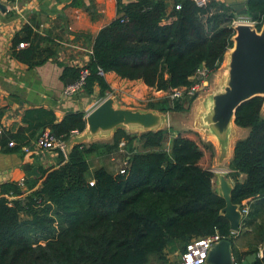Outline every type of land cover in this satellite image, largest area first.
Wrapping results in <instances>:
<instances>
[{"label":"trees","instance_id":"obj_1","mask_svg":"<svg viewBox=\"0 0 264 264\" xmlns=\"http://www.w3.org/2000/svg\"><path fill=\"white\" fill-rule=\"evenodd\" d=\"M115 2L116 16L96 32L88 61L80 66L87 75L77 94L103 99L110 90L106 73L155 91L188 88L196 81V69L215 71L232 45L235 16L215 0L204 6L171 0L170 9L167 0ZM244 9L259 30L264 0H245ZM21 32L11 39L12 57L28 67L42 64L48 56L29 42L26 26ZM18 42L27 46L17 49ZM78 69L64 65L61 78L74 79ZM194 97L185 94L148 106L181 112ZM262 103L263 97L254 96L234 110L233 122L245 135L234 142L228 162L230 201L240 211L246 209L240 227L251 226L259 242L264 234ZM21 121L23 127L0 133L1 151H20L45 128L67 140L85 126L83 111L65 112L56 121L53 111L42 107L26 109ZM120 142L129 151L123 171L99 166L89 183L86 155L98 149L110 152ZM56 151L57 165L39 167V176L27 180V191L12 182L0 184V264H148L150 255L164 262V249L181 252L197 237L216 232L233 239L239 233L229 230L220 213L224 200L213 191L212 146L193 130L127 133L118 128L110 143H75L65 155ZM249 252L257 253V247L242 256ZM234 264H240L238 257ZM249 264H264V257L256 256Z\"/></svg>","mask_w":264,"mask_h":264},{"label":"crops","instance_id":"obj_2","mask_svg":"<svg viewBox=\"0 0 264 264\" xmlns=\"http://www.w3.org/2000/svg\"><path fill=\"white\" fill-rule=\"evenodd\" d=\"M122 1L126 2L129 0ZM215 1L228 6L234 16L237 15L230 5L243 3L237 9L245 8V0ZM167 2L169 4L168 9H170L171 0H167ZM0 3L3 5V9L0 10V133L2 131L14 132L18 127H23L24 123L21 121V116L26 109L38 107L51 109L57 121L65 112L80 110L85 115L102 100L86 94L63 96L62 88L69 78H61V71L64 65L80 67L87 63L96 32L116 16L115 0H0ZM22 26H26L29 29V42L41 53V56H48L47 60L42 64L28 67L26 64L12 57L10 48L11 39L16 34L19 36L23 35L21 32ZM225 53L223 54L219 67L211 72V76L209 75V80L220 73L215 81L218 83L226 74L227 59ZM103 76L110 89L105 95L112 98L114 107L130 106L125 103V106L116 104V97L120 101H123L120 96L123 92L119 93L117 87L121 83H140L143 88L149 90L153 95L148 97L147 100L145 109L149 111L157 110L155 108H149V103H157L167 98L173 99L170 96V92L150 90L137 80L121 79L113 73H106ZM206 82L205 80L203 81L200 88L201 92L198 96L196 94L187 110L197 113V117L191 116V126L189 125L190 123L188 126H190V130L195 131L202 140L210 143L212 146L213 156L210 170L214 174L215 188L219 184L220 172H225L223 174L224 180L230 185L232 184L231 178L229 177L231 170L228 168V162L232 155L234 142L245 135V129L236 126L234 123H230V131L223 138L217 137L210 130L205 122V116L209 112L210 103L207 101H203L200 104L197 103L202 95L207 96L212 92L210 88L204 90L208 86ZM155 96L158 98L154 99ZM130 108H135V106H130ZM136 109L139 108L136 107ZM159 113L166 114L167 117L166 123L163 121V124L161 123L162 125H160L162 129L170 127L175 131L188 127L184 119L181 120L179 127H174L171 121L168 124V114L171 116L179 112L159 111ZM135 127L137 126H123V130L127 133H135L134 129H129ZM115 130L103 132L104 134L97 132L93 135L88 133L86 129L80 132H72L67 138L68 148L73 143H110ZM133 143L136 145L139 144L137 141H133ZM27 146L29 148L27 152H23L21 149L20 151L14 152H3L0 150V184L12 182L17 184L20 190L27 191V180L35 177L34 175H28L33 168L35 172L39 173V167L45 169L57 165L58 152L55 149H35L33 140ZM128 153V148L123 143L115 150L107 153L101 149L89 152L86 155L88 163L86 180L89 183L92 181L91 173L93 169L99 166H103L112 173L120 171L126 164ZM98 157H103L102 159L118 157L120 158V162L117 159L118 164L122 163V167L120 166L118 169L111 170L110 166L100 162L96 166H93L90 163V158L96 159ZM226 168L230 172H227L225 170ZM218 169L222 171H218ZM238 177L241 180L243 174H239ZM239 229V233L232 239L231 254L233 260L238 257L241 261L245 257L242 254L248 251V249L257 247V252L259 251L261 246L264 245V234L262 235L261 244L257 235L252 231L251 226L249 228H242L239 223ZM179 252L177 248L172 251L164 249V262H160L155 255H150L148 256L147 263H177L179 261Z\"/></svg>","mask_w":264,"mask_h":264},{"label":"water","instance_id":"obj_3","mask_svg":"<svg viewBox=\"0 0 264 264\" xmlns=\"http://www.w3.org/2000/svg\"><path fill=\"white\" fill-rule=\"evenodd\" d=\"M236 4L230 5L235 14L245 15V9H237L243 3ZM2 9L3 5L0 3V10ZM232 28L234 31L231 38L232 45L225 51L227 59L225 78L223 76V79L214 85L212 92L207 96L202 95L197 102L198 104L203 101L210 103L205 122L210 130L220 138L229 133L230 123H234V110L238 105L254 96H261L264 100V24L259 30H256L253 24L246 23H238ZM71 82L72 79H67V83ZM112 101L111 97L106 96L89 110L84 115L85 126L83 130L86 129L88 133L93 135L97 132L104 134L103 132L114 131L118 127L137 126L139 133H141L147 130L160 129L163 121L165 123L167 121L166 114L159 113L157 110L114 107ZM194 114V117H197V113ZM224 173L220 172L219 184L217 187H213V191L224 200V206L220 209V213L227 220L231 233H236L242 214L238 205L230 201L232 184L230 185L224 180ZM28 175L38 177L39 173L35 172L33 168ZM231 243V236L215 243L207 253L206 264H234ZM256 256L264 257V245L257 253L246 255L240 264H249Z\"/></svg>","mask_w":264,"mask_h":264},{"label":"built area","instance_id":"obj_4","mask_svg":"<svg viewBox=\"0 0 264 264\" xmlns=\"http://www.w3.org/2000/svg\"><path fill=\"white\" fill-rule=\"evenodd\" d=\"M197 6H204L210 0H192ZM237 23H246L253 24L246 15H237L231 21V25H235ZM26 46L24 42H18L16 48H23ZM98 74H102L98 71ZM211 74L210 71H207L205 68L201 67L195 70L194 80H196L192 85L188 88H178L170 91L171 97L178 98L182 95H194L197 89L201 88L203 81ZM87 75V69L84 67H79L77 76L72 79L71 83L64 84L62 88L63 96H72L79 93L84 85V79ZM8 146L12 145V142L7 143ZM122 142L119 143L121 145ZM33 145L35 149H56L59 150L63 155L68 151L67 140L61 139L60 137L52 134L48 129H42L36 137L33 139ZM23 152H27L29 150L28 146L25 145L21 148ZM123 171L122 169L120 172ZM246 209H242L241 212H245ZM242 214V213H241ZM225 237L220 236L219 234L212 233L209 235H205L202 237H197L190 240L186 245L183 251L179 253V261L178 264H206V257L209 249L217 243L219 240Z\"/></svg>","mask_w":264,"mask_h":264},{"label":"rangeland","instance_id":"obj_5","mask_svg":"<svg viewBox=\"0 0 264 264\" xmlns=\"http://www.w3.org/2000/svg\"><path fill=\"white\" fill-rule=\"evenodd\" d=\"M219 74H217V76L213 77L211 80H209L211 75L208 76L205 79V81H207L206 84H208V86L205 87L204 90H207L209 88H210V90H213L214 89V86L213 85H217V83L215 81L217 80ZM117 87L119 89V93L120 92H123V94H120L121 98L123 99V101L121 100L123 103L116 97V100H117V103L116 104L117 105H124L125 106V104H127V105H130L132 107L135 106V108L137 107L140 110H146L145 108H146V104H147L148 97L153 96L150 93V91L147 90V89H145V88H143V86H141L140 83H138V84H135V83H131V84H129V83H126V84L125 83H121V84L117 85ZM200 90L201 89H197L196 92H195V94H194V96H196V94L198 96L199 93L201 92ZM157 98L158 97L155 96L154 99H157ZM159 99H161V98H159ZM261 112L262 113L264 112V100H263V104H262V107H261ZM194 115L195 114L193 112H191L190 110L189 111H187V110L181 111L178 114H172L171 116L168 114V120H169L168 121V124L171 121L172 124L174 125V127H179L181 125V120L184 119L185 120V123L188 126V124L190 123V120H192L191 116L194 117ZM189 125L191 126V123ZM190 126L186 127V129H189ZM129 129H134L135 130V133H138L139 132V129L137 127H135V128H129ZM102 158L103 157H98L96 159L95 158H90V163L93 164V166H96L100 162L102 164H105L107 166H110L111 167V170L118 169L120 166L122 167V163H119L118 164V160L117 159H119V162H120V158H118V157H114V158L112 157V159H109V158L102 159ZM224 167H225V165H224ZM225 170L227 172H230V170L228 168H226ZM218 171H222V170L221 169H218ZM213 180H214V178H213ZM262 219H263V217H262Z\"/></svg>","mask_w":264,"mask_h":264},{"label":"bare ground","instance_id":"obj_6","mask_svg":"<svg viewBox=\"0 0 264 264\" xmlns=\"http://www.w3.org/2000/svg\"><path fill=\"white\" fill-rule=\"evenodd\" d=\"M238 24V23H237ZM237 24H235V25H237ZM234 26V25H233ZM221 71V70H220ZM221 77V76H220ZM220 80V79H219Z\"/></svg>","mask_w":264,"mask_h":264}]
</instances>
